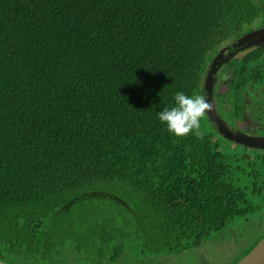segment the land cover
Listing matches in <instances>:
<instances>
[{
  "label": "trees",
  "instance_id": "16d2710c",
  "mask_svg": "<svg viewBox=\"0 0 264 264\" xmlns=\"http://www.w3.org/2000/svg\"><path fill=\"white\" fill-rule=\"evenodd\" d=\"M263 15L264 0H0V262L172 255L252 213L261 169L251 179L223 154L238 162L235 143L177 137L157 113L203 96L214 56ZM245 52L221 116L263 96L264 47Z\"/></svg>",
  "mask_w": 264,
  "mask_h": 264
},
{
  "label": "rangeland",
  "instance_id": "374dc122",
  "mask_svg": "<svg viewBox=\"0 0 264 264\" xmlns=\"http://www.w3.org/2000/svg\"><path fill=\"white\" fill-rule=\"evenodd\" d=\"M262 20L264 22V15ZM245 51L239 52L237 58L241 57ZM237 55H235V57ZM231 72L232 71H226L227 76H224L222 83L232 76ZM215 88L216 85L214 87V93ZM227 88L228 87L226 86L222 87L220 92H226ZM200 123V132L206 135L211 134L210 129L212 126L206 115L201 118ZM251 150L249 149V152L241 150V153L238 155V162H235V159H233L234 151L229 150V154H223L232 159L231 165L234 169H237L238 167L242 168L245 175L249 176L251 179V173L257 172L261 169L260 174L262 182L260 185H262V183L264 184V153L257 154V150ZM244 155L246 157L249 156V160H246ZM258 155L263 156L261 157L263 160H261V158H256ZM250 195L249 198L252 199L251 202L254 211L246 216L233 219L221 231L212 232L204 240L201 246L172 255H140L139 253L141 252V249H137L133 254L137 253L138 255L132 256L129 254V258L124 256L123 263H126L129 259L131 264H239L244 259V256L247 255L264 237V188L260 194L252 195V197H250Z\"/></svg>",
  "mask_w": 264,
  "mask_h": 264
},
{
  "label": "water",
  "instance_id": "95a60500",
  "mask_svg": "<svg viewBox=\"0 0 264 264\" xmlns=\"http://www.w3.org/2000/svg\"><path fill=\"white\" fill-rule=\"evenodd\" d=\"M254 46L264 47V28L251 31L223 47L211 61L210 69L203 83V96L207 98V102H212L214 105L212 111L205 113L214 130L221 133L228 141L236 142L248 148L263 150L264 137H251L239 131L230 130L219 114L214 102V87L218 82V74L221 68L225 64H228L239 52L248 50ZM0 264L5 263L0 262ZM239 264H264V237L244 256V259Z\"/></svg>",
  "mask_w": 264,
  "mask_h": 264
},
{
  "label": "clouds",
  "instance_id": "9594fccd",
  "mask_svg": "<svg viewBox=\"0 0 264 264\" xmlns=\"http://www.w3.org/2000/svg\"><path fill=\"white\" fill-rule=\"evenodd\" d=\"M174 101V106L164 107L157 113L159 121L166 125L170 134L177 137H185L190 133L199 137L201 118L213 110V103L207 102L205 96H189L182 91L174 94Z\"/></svg>",
  "mask_w": 264,
  "mask_h": 264
},
{
  "label": "flooded vegetation",
  "instance_id": "af4514ba",
  "mask_svg": "<svg viewBox=\"0 0 264 264\" xmlns=\"http://www.w3.org/2000/svg\"><path fill=\"white\" fill-rule=\"evenodd\" d=\"M237 57H238V55L233 59L241 58V57H239V58H237ZM226 68H227V64H225V66H223L219 72V76H218L219 79H218V82L216 83L214 97H216L218 94H224L228 91V88H227L226 92H224V93L220 92V89L222 87L226 86L225 85L226 80L222 83L224 76H227V73H226L227 69ZM224 71H225V73H224ZM221 85H224V86H221ZM219 87H220V89H219ZM238 103L241 104V107L244 111H242L240 114H238L235 118H233V116H228L229 113L221 116L223 118V120L225 121L227 127L232 131H237V132L239 131V132L246 134L248 136H251V137H264V92H263V96L250 95V96H247L245 98H242L241 102H238ZM215 105L217 108L216 99H215ZM227 108L229 111H231L230 115H232V111H233L232 103H228ZM219 134L221 135L222 138H224L221 133H219ZM229 142H231V141H229ZM233 143H235L236 146H238L239 152L241 150H245V152H249L248 150L252 149L251 151L257 150L258 151L257 154L264 153V152H262V151H264V149L261 150V149L248 148V147H245V146L238 144L236 142H233ZM256 157H263V156L258 155Z\"/></svg>",
  "mask_w": 264,
  "mask_h": 264
}]
</instances>
